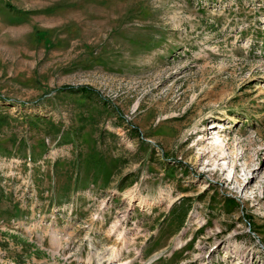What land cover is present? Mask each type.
Wrapping results in <instances>:
<instances>
[{"label":"rangeland","instance_id":"rangeland-1","mask_svg":"<svg viewBox=\"0 0 264 264\" xmlns=\"http://www.w3.org/2000/svg\"><path fill=\"white\" fill-rule=\"evenodd\" d=\"M0 264H264V0H0Z\"/></svg>","mask_w":264,"mask_h":264},{"label":"bare ground","instance_id":"bare-ground-1","mask_svg":"<svg viewBox=\"0 0 264 264\" xmlns=\"http://www.w3.org/2000/svg\"><path fill=\"white\" fill-rule=\"evenodd\" d=\"M216 126H219V125H218L217 123H214V122H213V124H212L211 127L214 128V127H216ZM208 133H209V132H206L205 135L207 136ZM209 134H210V133H209ZM206 139H207V138H205V139H203V140H206ZM212 149H213V148H212ZM244 187H246V184L243 185V188H244Z\"/></svg>","mask_w":264,"mask_h":264}]
</instances>
